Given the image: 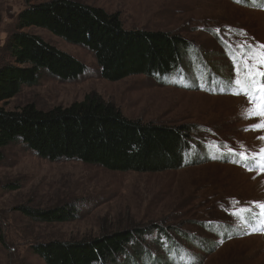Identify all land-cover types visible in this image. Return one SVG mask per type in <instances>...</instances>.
Masks as SVG:
<instances>
[{
  "label": "rangeland",
  "instance_id": "obj_1",
  "mask_svg": "<svg viewBox=\"0 0 264 264\" xmlns=\"http://www.w3.org/2000/svg\"><path fill=\"white\" fill-rule=\"evenodd\" d=\"M76 1L118 14L128 30L179 35L197 52L186 51L182 66L170 75L110 81L93 52L31 28L80 60L86 72L76 81L47 74L6 108L34 104L49 110L96 92L129 119L192 127L188 164L157 173L119 172L75 160L51 162L23 144H11L0 165V264H46L34 249L40 243H79L131 229L144 235L113 264H264V234L250 233L236 215L253 210L254 225L264 232V168L255 160L264 157V128L258 127L264 116L249 114L256 105L240 93L236 80L242 66L233 54L242 57L264 45V0ZM24 7V0H0V66L9 61L6 42ZM210 144L234 154L214 153ZM240 153L252 157L257 171L236 161ZM22 206L67 207L78 216L69 222L34 221Z\"/></svg>",
  "mask_w": 264,
  "mask_h": 264
},
{
  "label": "trees",
  "instance_id": "obj_2",
  "mask_svg": "<svg viewBox=\"0 0 264 264\" xmlns=\"http://www.w3.org/2000/svg\"><path fill=\"white\" fill-rule=\"evenodd\" d=\"M24 1L17 29L6 42L9 61L0 66V165L6 159L4 149L20 143L51 162L75 160L138 173L183 168L192 127L129 119L96 92L49 110L34 104L10 110L6 105L24 87L39 85L47 74L76 81L86 72L80 60L30 33L31 28L45 29L93 52L102 77L110 81L142 74L170 75L182 66L185 52L196 51V46L171 33L125 29L118 14L80 1ZM20 208L34 221L69 222L78 216L67 207L47 211ZM143 233L131 229L79 243H40L34 249L46 264H113L117 257L128 256L127 248Z\"/></svg>",
  "mask_w": 264,
  "mask_h": 264
},
{
  "label": "snow or ice",
  "instance_id": "obj_3",
  "mask_svg": "<svg viewBox=\"0 0 264 264\" xmlns=\"http://www.w3.org/2000/svg\"><path fill=\"white\" fill-rule=\"evenodd\" d=\"M260 51L255 49H249V52L243 54L240 60L241 70L238 72V78L236 83L240 85L241 91L245 95L249 96L256 107L248 110L249 114H256L259 116H264V83H261L264 80V72L258 71L257 65H264V45L259 46ZM249 61H254L249 63ZM258 127L264 128V124L259 125ZM264 151V150H262ZM241 156H244V153H240ZM246 158V156H245ZM264 209V205H260ZM240 215V213H236Z\"/></svg>",
  "mask_w": 264,
  "mask_h": 264
}]
</instances>
